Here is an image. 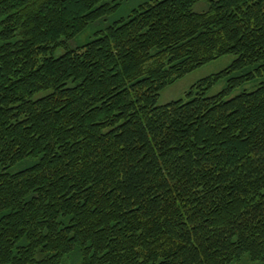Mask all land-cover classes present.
Masks as SVG:
<instances>
[{"label":"trees","instance_id":"1","mask_svg":"<svg viewBox=\"0 0 264 264\" xmlns=\"http://www.w3.org/2000/svg\"><path fill=\"white\" fill-rule=\"evenodd\" d=\"M122 2L0 0V264H264V0Z\"/></svg>","mask_w":264,"mask_h":264},{"label":"rangeland","instance_id":"2","mask_svg":"<svg viewBox=\"0 0 264 264\" xmlns=\"http://www.w3.org/2000/svg\"><path fill=\"white\" fill-rule=\"evenodd\" d=\"M112 1V0H108ZM144 1L148 0H123L121 9L119 12L113 16L114 19L127 14L130 12V10L134 7H136L139 3H142ZM195 9L197 11H200L203 9V4H198L195 6ZM59 51V53H61ZM236 58L235 55L230 54L227 56H224L222 58H219L217 60H214L208 64L203 65L202 67L196 69L192 73L187 74L184 76L182 79L178 80L172 85H169L166 87L159 98V104L160 105H165L173 100L179 99V98H187V92L192 88V86L197 83L199 80L208 77L210 75L216 74L220 72L221 70L225 69L228 67L233 60ZM260 81H255L253 83L247 84L245 86L237 88L235 91L232 93V97L236 96L237 94H240L243 91H253L256 89L259 85ZM226 81H221L214 85L208 92V95H215L221 90H223L226 87ZM236 264H261L258 261H252L247 255L241 260L236 262Z\"/></svg>","mask_w":264,"mask_h":264}]
</instances>
